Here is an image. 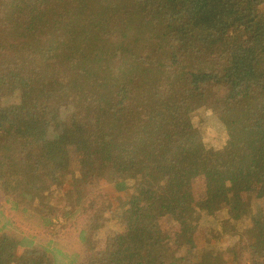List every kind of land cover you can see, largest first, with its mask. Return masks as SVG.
<instances>
[{
	"label": "trees",
	"instance_id": "obj_1",
	"mask_svg": "<svg viewBox=\"0 0 264 264\" xmlns=\"http://www.w3.org/2000/svg\"><path fill=\"white\" fill-rule=\"evenodd\" d=\"M22 41L25 64L0 78V264H207L215 250L264 264V0H0V58ZM158 68L180 78L143 76ZM73 138L99 163L91 196ZM83 217L97 230L64 235L104 237L102 259L42 241Z\"/></svg>",
	"mask_w": 264,
	"mask_h": 264
},
{
	"label": "rangeland",
	"instance_id": "obj_2",
	"mask_svg": "<svg viewBox=\"0 0 264 264\" xmlns=\"http://www.w3.org/2000/svg\"><path fill=\"white\" fill-rule=\"evenodd\" d=\"M26 50V41L19 42L18 45L15 47V49L10 53H7L2 58H0V78H5L6 74L15 66L17 65H23L26 62V56L24 54ZM248 54L245 55L247 57ZM248 60V58H246ZM186 66H192L196 67L199 70H218L221 68L215 61L212 60H199L198 62L194 58H188L185 60L184 63ZM189 68V69H190ZM188 69V70H189ZM181 75V72L179 70L173 69L170 72H165V70H162L160 68L158 69H150L149 72H146L143 76L149 79H155V78H162L163 80H169L171 79H179ZM161 81V79H160ZM0 93H2V88L0 85ZM227 108H224L223 112L225 113ZM69 144L73 148L72 151V166L77 170L76 176L79 177V189L81 191V194L83 196H91L90 190H88L89 186V180L91 179V175L95 174L96 171L99 169V163L95 158V154L93 150L87 145L85 140H81L80 138H73L70 140ZM155 174L148 173L144 174V178L154 180ZM57 181L55 183V186L51 189V193L58 194V195H64V193L60 194L62 191V179L59 176L57 178ZM155 181V180H154ZM145 180L143 179L144 183ZM83 185H87L86 188L83 187ZM0 198L5 196L4 191L6 190L4 185H0ZM255 186L257 189V195L260 198H264V180L260 177L255 178ZM181 188L183 192L187 195H191L194 199H197L199 201L205 200L207 198V194H211L212 198L214 199L215 203H222L225 201V192L217 187H213L210 184L203 183L202 181H186L181 184ZM88 201V200H87ZM4 202V200H3ZM63 222L62 219H56L53 224H58V226L54 227L51 226L48 231H40L41 237H44L42 241H49L53 240L57 246V248H61L66 252L72 251V253L75 251L74 245H77L80 247L79 250L76 252L80 253V255H83V258H89V259H95L100 260L102 259V254L104 252V237H101L99 240L90 241L88 244H85L82 242H79L77 240L76 235H64L65 232H71L72 230H76V228L80 229H86L95 231L97 230V224L93 221H90L89 218L83 217L82 219L77 218L75 221H69L66 223V227L64 229H61V224ZM168 228V226H156L155 231L156 232H162L165 231ZM258 230L264 237V222H261L257 225ZM50 233H53L51 235ZM97 237V235L95 236ZM81 243L83 245H81ZM223 259V256L219 254L216 250L213 251L211 254L209 261L207 264H223L221 261ZM247 259V257H246ZM248 261V259H247Z\"/></svg>",
	"mask_w": 264,
	"mask_h": 264
}]
</instances>
